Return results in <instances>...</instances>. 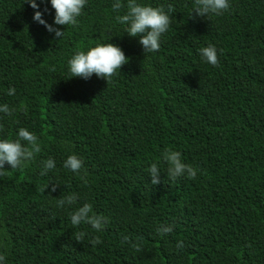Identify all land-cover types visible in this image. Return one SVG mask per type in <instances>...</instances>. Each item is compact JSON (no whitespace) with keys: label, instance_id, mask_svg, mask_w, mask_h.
I'll return each mask as SVG.
<instances>
[{"label":"trees","instance_id":"obj_1","mask_svg":"<svg viewBox=\"0 0 264 264\" xmlns=\"http://www.w3.org/2000/svg\"><path fill=\"white\" fill-rule=\"evenodd\" d=\"M36 3L0 0V105L15 110L0 113V140L26 128L41 146L26 167L5 165L0 175L6 264H264V0H229L208 18L195 15L194 0H138L175 9L149 54L118 22L126 9L113 11L115 0H87L74 27L54 24L50 0ZM36 10L65 30L61 39L33 20ZM106 43L128 58L116 76L69 78L77 51ZM209 44L218 66L200 55ZM165 150L180 152L197 177L169 179ZM71 154L86 183L63 167ZM49 158L56 167L42 176ZM153 163L162 171L155 185ZM71 193L77 204L57 208ZM83 203L107 218L102 232L71 225ZM168 224L173 232L159 235ZM81 230L88 235L78 243ZM124 236L143 237V250Z\"/></svg>","mask_w":264,"mask_h":264},{"label":"clouds","instance_id":"obj_2","mask_svg":"<svg viewBox=\"0 0 264 264\" xmlns=\"http://www.w3.org/2000/svg\"><path fill=\"white\" fill-rule=\"evenodd\" d=\"M25 2L32 9H38L36 0H25ZM86 3L87 0H50L52 8L55 10L54 24L65 27L76 26L78 24L77 18L82 15V9ZM194 4L193 11L195 15L202 18H208L212 15H223L230 8L229 0H194ZM112 8L117 13L122 9H126L124 14L118 15L116 18L120 24L127 26L126 33L129 36H140L139 43L146 54L159 51L161 37L168 31L172 19L171 14L175 12L171 5L165 11L162 7L140 4L138 0H126V3H122L121 0H115ZM33 20L43 25L50 33H54L55 37L61 39L64 36L65 30L62 31L47 24L42 19V13L39 10L34 12ZM199 51L201 57L208 64L214 67L219 65L217 49L214 45L209 44L206 47H202ZM127 62L128 58L118 46L112 43L97 45L90 48L87 52L77 51L73 55L68 62L69 78L82 77L88 79L95 74L97 77L103 78L107 83L117 75V70H120L121 66ZM14 94L15 89L10 88L8 95ZM14 111L7 104L0 105V113L11 116ZM17 136L18 138L15 140H0V175H4L5 165H8L12 170L26 167L35 158L36 154L41 151L38 137L34 133L26 128H20ZM161 158L168 165L167 176L169 179L176 180L180 177L195 179L197 177V168L183 162L180 152L165 150ZM55 167V161L52 158L47 159L43 162L40 175H47ZM63 167L73 174L80 175L81 179L85 180V183L87 182L85 179L87 171L84 169L82 160L77 155H68L63 162ZM161 172L157 163L151 164L147 170L151 178V184L160 183L158 177ZM59 186L56 183H52L51 191L55 192ZM78 199L75 193L66 194L56 201V206L60 209L65 207L73 208L77 204ZM70 222L74 228L87 225L95 232H102L107 224V218L96 214L90 203H83L82 206L75 207V210L70 212ZM156 231L161 236L169 235L173 232V226L171 224L161 225ZM87 235L88 233L83 230L76 231L75 241L83 243ZM122 241L129 243L137 252L143 250V237L133 240L129 236H124ZM100 243L102 241L98 235L90 240L92 246ZM176 247L184 249L185 244L183 241L178 240ZM0 264H6V256L4 254H0Z\"/></svg>","mask_w":264,"mask_h":264}]
</instances>
